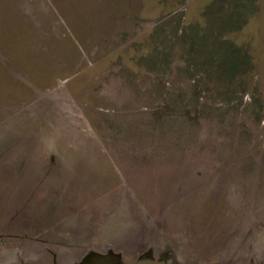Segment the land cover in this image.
Wrapping results in <instances>:
<instances>
[{
  "label": "rangeland",
  "instance_id": "rangeland-1",
  "mask_svg": "<svg viewBox=\"0 0 264 264\" xmlns=\"http://www.w3.org/2000/svg\"><path fill=\"white\" fill-rule=\"evenodd\" d=\"M211 1L0 0V264H264V0L232 81L181 35Z\"/></svg>",
  "mask_w": 264,
  "mask_h": 264
},
{
  "label": "trees",
  "instance_id": "trees-1",
  "mask_svg": "<svg viewBox=\"0 0 264 264\" xmlns=\"http://www.w3.org/2000/svg\"><path fill=\"white\" fill-rule=\"evenodd\" d=\"M222 4L223 1L221 0H212L209 5H205L203 12L199 17V21L191 22L186 27L182 28L181 35L185 36L186 40L189 39L188 41L191 44L187 47L189 50L194 49L196 45L201 47L202 44L205 43V46L208 49L207 54L209 57L204 61V65L200 70H209L208 74L210 77L213 74H216L222 81H232L236 76L241 75L250 64L249 58L245 56V52L242 50V48H239L235 45V41L239 33L234 29L243 28L242 30H244L246 25L249 26L252 23L249 22L248 18L251 16L255 18L260 16L261 9H259V6L255 3V0H233L227 6L225 11L222 10ZM221 11L224 12V16H222ZM181 17V15L176 17L178 22L180 21ZM165 25L166 24L162 25V27ZM200 26H203V29H199ZM198 29L200 33L205 34V36H203V34L201 36L204 39V42L202 43L197 42H201L200 36L198 35ZM249 30H251V32H249V41L253 42L256 40V38H254L253 30ZM259 35V45L257 44L254 46L255 48L253 49V52H258L261 50L263 55L264 33L259 32ZM197 36L199 37L198 39ZM147 49L148 48L144 49V52L141 53V56L144 57L146 61L153 62L155 57L158 59L164 57L162 55H149L150 53L157 54V50L159 48H154L152 51ZM196 53L198 52L196 51ZM165 54L166 57H169L167 52ZM166 57L164 58L166 59ZM186 62L188 63V61ZM149 65H152V63H149ZM159 71H162L163 75L171 77L172 67H167L163 70L158 69L155 74L157 77L156 80L160 79ZM200 76L202 77L203 74ZM247 79L248 78H239L238 85L241 86L244 85V83L249 82ZM224 97H230L228 90Z\"/></svg>",
  "mask_w": 264,
  "mask_h": 264
},
{
  "label": "flooded vegetation",
  "instance_id": "flooded-vegetation-1",
  "mask_svg": "<svg viewBox=\"0 0 264 264\" xmlns=\"http://www.w3.org/2000/svg\"><path fill=\"white\" fill-rule=\"evenodd\" d=\"M22 231V230H21ZM25 231V230H23ZM28 232L25 231V234ZM15 237H13V233H2L0 235V251L6 250V248H16L17 244L15 243ZM35 238H38L37 236L31 237L30 239L33 240ZM50 245H44L40 248V251L37 252L35 257L32 258H26L25 261L27 263L25 264H61L59 261V255L58 252L52 251L49 248ZM106 259L112 261L114 264H144V263H163V264H169L165 259H157L153 257L150 254L141 255L138 257L135 261L128 262L126 261L123 256H117L112 254V256L105 257ZM24 264V263H22Z\"/></svg>",
  "mask_w": 264,
  "mask_h": 264
},
{
  "label": "water",
  "instance_id": "water-1",
  "mask_svg": "<svg viewBox=\"0 0 264 264\" xmlns=\"http://www.w3.org/2000/svg\"><path fill=\"white\" fill-rule=\"evenodd\" d=\"M144 264H148V263H144ZM150 264H152V263H150ZM157 264H163V263H157Z\"/></svg>",
  "mask_w": 264,
  "mask_h": 264
}]
</instances>
